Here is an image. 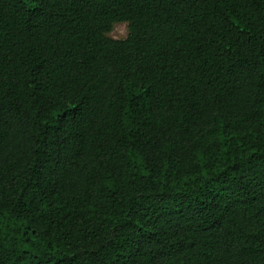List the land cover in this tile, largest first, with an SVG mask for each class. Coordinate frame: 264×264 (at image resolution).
I'll use <instances>...</instances> for the list:
<instances>
[{
    "label": "trees",
    "instance_id": "trees-1",
    "mask_svg": "<svg viewBox=\"0 0 264 264\" xmlns=\"http://www.w3.org/2000/svg\"><path fill=\"white\" fill-rule=\"evenodd\" d=\"M0 264H264V0H0Z\"/></svg>",
    "mask_w": 264,
    "mask_h": 264
},
{
    "label": "rangeland",
    "instance_id": "rangeland-1",
    "mask_svg": "<svg viewBox=\"0 0 264 264\" xmlns=\"http://www.w3.org/2000/svg\"><path fill=\"white\" fill-rule=\"evenodd\" d=\"M129 33V26L127 23L119 22L113 26L111 33L108 35L114 39H125Z\"/></svg>",
    "mask_w": 264,
    "mask_h": 264
}]
</instances>
